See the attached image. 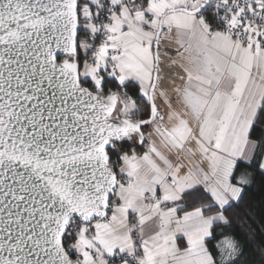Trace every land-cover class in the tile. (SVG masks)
<instances>
[{
	"label": "snow or ice",
	"instance_id": "6c2138e0",
	"mask_svg": "<svg viewBox=\"0 0 264 264\" xmlns=\"http://www.w3.org/2000/svg\"><path fill=\"white\" fill-rule=\"evenodd\" d=\"M264 0H0V264H264Z\"/></svg>",
	"mask_w": 264,
	"mask_h": 264
},
{
	"label": "trees",
	"instance_id": "16d2710c",
	"mask_svg": "<svg viewBox=\"0 0 264 264\" xmlns=\"http://www.w3.org/2000/svg\"><path fill=\"white\" fill-rule=\"evenodd\" d=\"M246 198H250L251 201L257 205V210H262L261 200L264 198V187L257 186L255 190L249 193H246Z\"/></svg>",
	"mask_w": 264,
	"mask_h": 264
}]
</instances>
